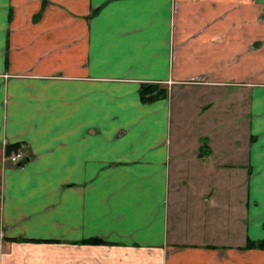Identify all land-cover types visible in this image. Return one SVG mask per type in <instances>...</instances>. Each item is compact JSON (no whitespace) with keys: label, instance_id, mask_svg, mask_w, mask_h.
<instances>
[{"label":"crops","instance_id":"0c3cea01","mask_svg":"<svg viewBox=\"0 0 264 264\" xmlns=\"http://www.w3.org/2000/svg\"><path fill=\"white\" fill-rule=\"evenodd\" d=\"M248 237L264 0H0V264H264Z\"/></svg>","mask_w":264,"mask_h":264},{"label":"trees","instance_id":"16d2710c","mask_svg":"<svg viewBox=\"0 0 264 264\" xmlns=\"http://www.w3.org/2000/svg\"><path fill=\"white\" fill-rule=\"evenodd\" d=\"M166 94V87L156 81H143L139 87V96L143 100H151L156 97H161ZM20 146V140L7 142L5 144V152L10 154ZM98 237L91 236L85 238L87 241H96ZM247 243L250 246L264 247V237L259 238H247Z\"/></svg>","mask_w":264,"mask_h":264},{"label":"rangeland","instance_id":"374dc122","mask_svg":"<svg viewBox=\"0 0 264 264\" xmlns=\"http://www.w3.org/2000/svg\"><path fill=\"white\" fill-rule=\"evenodd\" d=\"M177 223L179 224V231L180 232H183V228H184V226L185 225H187V221H185L182 217H178L177 216ZM177 228H178V226H177Z\"/></svg>","mask_w":264,"mask_h":264},{"label":"built area","instance_id":"2783aa9c","mask_svg":"<svg viewBox=\"0 0 264 264\" xmlns=\"http://www.w3.org/2000/svg\"><path fill=\"white\" fill-rule=\"evenodd\" d=\"M9 157L11 160H17L18 159V153H12V154H10Z\"/></svg>","mask_w":264,"mask_h":264}]
</instances>
